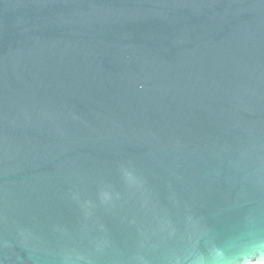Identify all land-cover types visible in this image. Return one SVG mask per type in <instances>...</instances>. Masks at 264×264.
<instances>
[{"label":"water","instance_id":"obj_1","mask_svg":"<svg viewBox=\"0 0 264 264\" xmlns=\"http://www.w3.org/2000/svg\"><path fill=\"white\" fill-rule=\"evenodd\" d=\"M0 264H264V0H0Z\"/></svg>","mask_w":264,"mask_h":264}]
</instances>
